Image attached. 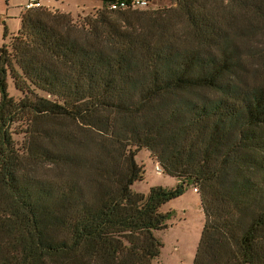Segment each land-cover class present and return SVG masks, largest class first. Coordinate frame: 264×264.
Wrapping results in <instances>:
<instances>
[{"label":"trees","instance_id":"trees-1","mask_svg":"<svg viewBox=\"0 0 264 264\" xmlns=\"http://www.w3.org/2000/svg\"><path fill=\"white\" fill-rule=\"evenodd\" d=\"M113 1L83 22L28 11L0 50V264H152L162 207L191 184L206 215L194 264H264V0ZM65 123L81 127L74 150H51ZM141 149L177 188L134 189Z\"/></svg>","mask_w":264,"mask_h":264},{"label":"rangeland","instance_id":"rangeland-1","mask_svg":"<svg viewBox=\"0 0 264 264\" xmlns=\"http://www.w3.org/2000/svg\"><path fill=\"white\" fill-rule=\"evenodd\" d=\"M42 1L44 4L43 8L69 14L78 22H83L85 18L102 10L104 7L103 0ZM26 2L27 0H0V50L5 44H9L12 36L22 29V16L28 12L25 10ZM174 5L171 0H151L147 7L138 10L169 8ZM9 83L10 93L16 98L22 97L11 79ZM50 127L53 134L59 132L62 127L67 132L65 142L48 140L51 150H74L75 142L70 139L69 134L71 132H79L81 134V127L72 123H65V126L51 124ZM82 133L84 135V132ZM16 139L21 143L24 140L23 136H18ZM54 139H57V136ZM62 143L64 144V149L59 148ZM136 159L138 164L145 169L144 180L134 185V189L137 192L148 195L154 187L175 189L180 184L179 179L163 171V168L153 158L149 150H139ZM33 171L39 176L55 181L69 177L73 172L72 168L67 165L51 166L44 163L35 165ZM162 213L170 215L167 221L169 227L168 229L155 232V236L163 244V247L160 257L152 264H194L206 223L201 195L195 191V186L193 184L189 185L182 197L164 205Z\"/></svg>","mask_w":264,"mask_h":264},{"label":"built area","instance_id":"built-area-1","mask_svg":"<svg viewBox=\"0 0 264 264\" xmlns=\"http://www.w3.org/2000/svg\"><path fill=\"white\" fill-rule=\"evenodd\" d=\"M147 0H115L109 5L110 11H119V10H138L148 6ZM43 3L41 0H29L25 6L26 11H31L35 9L43 8Z\"/></svg>","mask_w":264,"mask_h":264},{"label":"crops","instance_id":"crops-1","mask_svg":"<svg viewBox=\"0 0 264 264\" xmlns=\"http://www.w3.org/2000/svg\"><path fill=\"white\" fill-rule=\"evenodd\" d=\"M29 2V0H27V2H26V4H25V6L27 5V3ZM41 2L43 3V1L41 0ZM44 5V4H43Z\"/></svg>","mask_w":264,"mask_h":264}]
</instances>
